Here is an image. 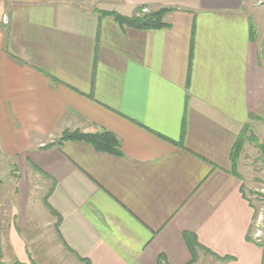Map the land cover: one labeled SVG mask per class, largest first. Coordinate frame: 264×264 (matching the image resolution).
<instances>
[{
    "label": "crops",
    "instance_id": "obj_1",
    "mask_svg": "<svg viewBox=\"0 0 264 264\" xmlns=\"http://www.w3.org/2000/svg\"><path fill=\"white\" fill-rule=\"evenodd\" d=\"M259 2L0 0V264H186L187 232L229 258L205 264H264L230 161L245 124L264 128ZM159 9L155 30L97 13ZM65 130L120 154L45 148Z\"/></svg>",
    "mask_w": 264,
    "mask_h": 264
},
{
    "label": "trees",
    "instance_id": "obj_2",
    "mask_svg": "<svg viewBox=\"0 0 264 264\" xmlns=\"http://www.w3.org/2000/svg\"><path fill=\"white\" fill-rule=\"evenodd\" d=\"M169 12L168 9H159L157 11L151 12L149 14H140L131 17H126L119 15L115 12H103L98 11L99 16H108L111 17L115 23H117L122 28H133V29H161L165 27L167 24L163 22L164 15ZM253 31L251 30L250 37L252 38ZM192 46V45H191ZM250 119L259 120L255 115H250ZM183 127V125H182ZM249 126L244 125L239 136L235 140L233 147L230 153V161H231V169L233 174H236V165L238 162V158L242 152L243 146L245 142H249L251 144H257L256 137L252 134V132L248 131ZM183 131V128H182ZM182 136V135H181ZM65 142H81L88 146H90L93 150L100 153L110 154V155H119V142L115 138V136L107 131H101L96 133L82 132L80 130L68 131L65 130L61 133V135L56 139V141L51 142L50 144L45 145V148H51L54 146H59ZM180 143V142H179ZM264 150V149H263ZM237 175V174H236ZM1 184V180H0ZM44 204L49 210V212L56 217V223L54 225L55 229H57L60 216L46 203V199H44ZM184 243L189 251L190 260L186 264H194L198 259L199 252H202L206 255H209L217 262L228 261L229 258L220 257L215 253L211 252L209 249L203 247L197 241L194 234L187 232L183 234ZM1 257V251H0ZM79 261L83 263H88L85 259L78 258ZM161 264V263H160Z\"/></svg>",
    "mask_w": 264,
    "mask_h": 264
},
{
    "label": "rangeland",
    "instance_id": "obj_3",
    "mask_svg": "<svg viewBox=\"0 0 264 264\" xmlns=\"http://www.w3.org/2000/svg\"><path fill=\"white\" fill-rule=\"evenodd\" d=\"M259 3H260L259 5H264V0H260ZM245 10L249 14L250 18L254 20L252 16V10L249 9L248 6L245 7ZM141 14H146V13H141ZM249 120H253V119H250L249 117ZM245 125L249 126L248 131L252 132V134L256 137L257 144L256 145L251 144L248 141L244 143L242 152L238 158V162L236 165V172H238V174L241 176V180L243 181V187L250 188L249 189L250 196L253 197V199L256 201L255 203L256 216L254 218L256 219V221H254L253 223L252 231L253 229H255V223H256V225L261 229V235L264 236V222H263V217L261 216L262 213L264 212V150H263L264 128L255 125V123L253 122H249ZM251 125L253 128H251ZM96 132H101V131H94L89 133H96ZM58 137H56L52 142L56 141ZM0 179L3 180L4 183L6 184L8 183V176L7 177L1 176ZM260 206L262 207L260 208ZM258 218L260 222L258 221ZM263 241H264V237H262L260 243H263ZM203 256H204L203 261L198 263L197 261H199V259H197V261L194 264L197 263L205 264L206 262L212 260L211 259L212 257H210L209 255L207 256L206 254L203 253ZM45 261L48 264H55L53 261L47 258H45ZM70 264H76V262H71Z\"/></svg>",
    "mask_w": 264,
    "mask_h": 264
},
{
    "label": "built area",
    "instance_id": "obj_4",
    "mask_svg": "<svg viewBox=\"0 0 264 264\" xmlns=\"http://www.w3.org/2000/svg\"><path fill=\"white\" fill-rule=\"evenodd\" d=\"M142 12H143V13H146V12H147V10H143ZM4 22H6V20H5V19H4ZM260 235H261V234H260L259 232H257V234H256V237L258 238Z\"/></svg>",
    "mask_w": 264,
    "mask_h": 264
}]
</instances>
